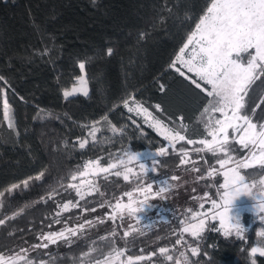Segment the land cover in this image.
<instances>
[{
	"label": "trees",
	"instance_id": "16d2710c",
	"mask_svg": "<svg viewBox=\"0 0 264 264\" xmlns=\"http://www.w3.org/2000/svg\"><path fill=\"white\" fill-rule=\"evenodd\" d=\"M211 2L0 0V75L7 81H0V87L7 90L15 123V129L6 124L0 126V193L4 194L0 196V219L5 220L0 225V255L9 253L27 237L53 227L57 220L82 218L105 198L119 196L124 188L143 180L152 181L155 176L150 173L145 178L138 174L137 179L124 181L121 175L116 176L120 170L116 167V172L95 175L99 192L63 211V204L75 199L74 189L69 187L75 181L72 176L82 173L87 160L99 159L107 165L117 161L125 149L167 147L168 155L160 158L157 165L156 172L160 173L181 163L182 150L203 147L196 139L204 131V109L212 97L172 65L184 45L185 31L195 28ZM113 46L117 50L109 55L107 50ZM244 58H248L246 54ZM80 62L85 63L89 94L65 98L64 90L81 74ZM249 94L264 96V76L251 85ZM130 98L186 132L193 144H188V139L178 141L173 152L162 137L141 121L132 129L131 116L124 108ZM99 122L107 125V133L116 129L112 142L88 143L81 149L79 144L88 127ZM253 122L259 125L264 121L253 117ZM191 153L210 164L225 155L208 150ZM243 173L248 180H258L264 167L244 169ZM13 185L18 187L12 189ZM182 215L142 231H128L127 238H122L127 230L118 223L115 233L88 234L71 247L38 251L30 259L33 264L39 260L46 264H85L120 248L127 257H145L136 264H176L181 253L188 258H183V264H251L252 259L264 264V257L259 254L250 256L258 227L251 214L244 220L247 231L243 240L236 239L235 233L223 237V232L215 231V222L207 225L206 235L192 238L182 232L181 221L189 218ZM100 237L111 239L102 241ZM177 240H181L179 245ZM192 247L198 249L196 256L191 254ZM160 248H168L171 261L166 253H159Z\"/></svg>",
	"mask_w": 264,
	"mask_h": 264
},
{
	"label": "snow or ice",
	"instance_id": "6c2138e0",
	"mask_svg": "<svg viewBox=\"0 0 264 264\" xmlns=\"http://www.w3.org/2000/svg\"><path fill=\"white\" fill-rule=\"evenodd\" d=\"M95 3V0H93ZM196 31L192 33L188 38V43L185 44L181 49L180 53L183 54L185 49L188 48L189 44L195 40V45L198 46L193 48V57L188 60L183 59V55L178 56L177 59L184 64L189 73H195L201 81H205L207 85L211 86V91L207 92L209 97L213 99L209 101V107L205 109V112L209 114V118L205 124V127L209 129V135L211 140H202L205 148L213 153L229 154L237 151L248 150L249 155L246 159L233 160L232 155H228L227 159H220L218 164L224 171L221 173L223 177V184L216 188L217 194L220 196L221 203H217L216 199H211V208L220 209V211L211 216L212 220H219V228H216L217 233L223 232V237L228 238L235 233V238L239 240L244 239V234L247 229L241 222V218L238 214L231 212L233 201L235 198L241 196V194H247L253 198L255 204L253 211L255 215L259 216L261 221H264V194L253 195L249 190V186L245 181V176L241 174L242 169L255 168L257 165L264 167V122L257 123L253 122V117L258 121H264V96L253 97L249 94V88L261 76H264V0H212L210 6L204 15L199 19V22L195 26ZM108 54L111 55L113 50L109 48ZM247 55L246 62H242L243 57ZM175 64V62H174ZM79 68L81 71L85 68V63L80 62ZM180 72V69H176ZM180 75H184L180 72ZM191 79V77H189ZM0 81L7 83L5 77L0 75ZM192 83L196 84L193 80ZM87 81L84 76L79 77V87H74L71 92L64 91L63 95L65 98L71 97L74 93H79L84 96H88L89 92L86 87ZM161 91H164V86L161 85ZM197 88H200V84H196ZM3 89H0L2 92ZM247 97V100L245 99ZM23 100V97H21ZM259 100V103L257 102ZM254 105V107H253ZM127 107V102H125ZM156 105V108H159ZM4 119L7 120L8 127L15 129L14 118L12 115V109L5 98L3 101ZM259 109V112H257ZM136 111L137 115L140 114L139 108L133 109L128 108V112L131 113ZM144 113L148 117H151V113L147 109H143ZM250 112L249 114H242ZM211 113H220L221 119L213 120ZM159 121L150 124V127H156ZM159 131L160 129L157 128ZM231 130V136L229 134ZM116 131V129H113ZM18 135V134H17ZM94 136V133H92ZM161 135L169 141V147L175 152V144L177 141H185V136L180 135L179 132L173 134L172 130L165 129L161 132ZM188 144H193L192 140L187 141ZM232 145H238L239 147H232ZM81 149L85 148V142L79 144ZM258 150V151H257ZM169 149L167 147H161L155 153H152L151 164L147 165L141 161L143 156L140 152H133L129 149L127 153V160L120 159L119 164L124 167L125 172L123 175L124 181L129 180V174L133 172L128 164L132 161L139 162L140 168L143 170V175L147 178L150 173L157 171V165L159 159L168 155ZM195 152L201 151V149H193ZM184 157H188L189 153L186 150H182ZM187 160L182 159L181 164L187 163ZM228 164H234L233 167H226ZM111 168L117 167L116 164L109 165ZM87 168V165H86ZM99 172H108V168H98ZM198 171V169H197ZM81 173L80 175H85ZM120 172H116V176H120ZM216 175L215 169L207 172V177L212 178ZM76 176H72V180H75ZM171 180H176L177 177L173 176ZM83 183V182H82ZM143 183V181H141ZM264 184V180L261 181ZM27 182H25V186ZM156 185L158 191L155 192V196H161L169 188V178L165 177L162 179L152 178L151 183H147L145 187L139 189L140 192H151L153 186ZM242 185L243 187H239ZM214 186V185H210ZM18 185H13L12 189L17 188ZM70 188L76 190L77 194H80L81 188L76 184H70ZM224 190L221 193V190ZM193 191H195L193 189ZM11 192V189L9 190ZM0 193V196H3ZM131 200L132 193L126 194ZM208 193L205 192L204 196L208 197ZM83 199V195L80 197ZM193 199H199V197H193ZM73 205V207H77ZM152 205L146 201L143 203V209L150 208ZM117 210L123 211L127 208L129 215L135 213L139 216L141 222H143V209L137 210L132 207V204L122 205L117 203L115 205ZM64 208H68V204L64 205ZM200 209L204 208V204L199 205ZM94 212L95 209H92ZM191 213V219L197 220L198 217L207 216L209 213L195 212L191 209L188 210ZM211 212V209L209 210ZM115 219V217H111ZM123 219V217H122ZM56 223H60L59 220ZM66 223V222H65ZM86 224L91 225V221H85ZM184 223V221H181ZM206 219L200 218L198 222L188 224L183 227V233H190L192 238H198L202 234L206 235ZM5 220L0 219V225H4ZM148 226V225H146ZM84 225H78L77 228H67L60 232H51L42 237V240H47V243L36 244L32 246V251L36 249H48L50 245H56L58 241H65L68 247H71L73 241L70 237H76L77 241L81 238L77 236V231L83 229ZM67 233V235H66ZM258 235L264 237V230H261ZM129 232L125 231L122 238H127ZM111 239V237H100V240ZM95 243V242H94ZM114 243V241H113ZM181 240H177L176 244H180ZM115 250V249H114ZM24 251V249H21ZM92 251H96L93 249ZM168 249L160 248L159 253H166ZM259 253L260 256L264 257V246L252 247L250 250V256H255ZM191 254L196 256L198 249L196 247L191 248ZM86 256L90 253H86ZM124 255L123 250L116 251L115 258H119ZM184 256L183 253H181ZM24 259V257H20ZM187 261V256H184ZM145 260L144 256H137L135 261L133 257L127 258V264H136V262ZM167 260L171 261L172 256H168ZM0 264H16L14 258L5 259L0 256ZM26 264H33V261L27 260ZM38 264H46L44 260H39ZM96 264H101L97 261ZM105 264H110L106 258ZM180 264V261H177ZM251 264H256L255 259H252Z\"/></svg>",
	"mask_w": 264,
	"mask_h": 264
},
{
	"label": "rangeland",
	"instance_id": "374dc122",
	"mask_svg": "<svg viewBox=\"0 0 264 264\" xmlns=\"http://www.w3.org/2000/svg\"><path fill=\"white\" fill-rule=\"evenodd\" d=\"M196 31V28L191 29V30H186L184 33V45L188 43V38L189 36L192 35L193 32ZM183 45V46H184ZM182 46V47H183ZM196 47L198 50V46L195 45V40L191 44H189L188 48L185 49V52L183 54L178 53V56L183 55L184 60L191 59L194 55L193 53V48ZM113 51L117 50V46H113L111 48ZM177 57L175 58L172 68L176 70L177 68L180 69V72H183L185 76L191 77L192 80L196 81V84H200V87L205 89V91H211V86L207 85L205 81H201L199 77L196 76V74L189 73L187 71V68L182 64ZM245 59V60H244ZM247 58L242 59V62H246ZM81 70V69H80ZM177 71V70H176ZM80 76H84L85 80L87 81L86 87L89 92V83L86 75L85 68L83 71H81ZM79 76V77H80ZM79 77L76 79V82L65 89L64 91H69L71 92L74 87H79ZM0 89H3L2 92H0V126L3 124L8 125V121L4 119V109H3V101L6 98L8 101V96H7V90L5 87H0ZM77 94V93H74ZM73 94V95H74ZM213 99V98H212ZM127 102V107H125L124 103V108L128 112V108H133L137 109L139 108L140 114L137 115L136 111H133L131 113L128 112V114L131 116V121L133 122V127L132 129H136L138 126V121H141L142 124L150 127V124H153L157 121H159V124L156 125V127H150L153 129L160 137H162L167 145H169V141L165 139L163 135H161L162 131H165V129L172 130L173 134L176 132H179L180 135H184L185 139L192 140V138L189 137V135L186 132L180 131L179 129H176L169 123L163 121L161 118H159L156 114H154L150 109H148L146 106H144L139 100L135 98H130ZM9 103V101H8ZM10 105V103H9ZM11 107V105H10ZM209 105L206 107L208 108ZM205 108V109H206ZM143 109H147L149 113H151V117H148L146 113H144ZM204 109V110H205ZM13 115V114H12ZM27 115V113H25ZM207 119L206 122L209 118V114L206 113ZM211 117L213 120L215 119H221L220 113H211ZM203 126L202 132H199L197 135V142H200L202 140H211V136L209 135V129L205 127V124ZM182 125V124H181ZM106 124L102 123H94L91 126L88 127L86 137L82 140V142H85V146L88 143H97L100 145H106L110 144L112 142V138L115 136L116 131H113L111 129L110 133H107L106 130ZM109 126V125H108ZM157 128L160 130L158 131ZM110 129V127H109ZM119 132V131H118ZM94 133V136L92 135ZM229 134L231 136V130H229ZM178 142V141H177ZM176 142V143H177ZM194 142V141H193ZM197 147H193L191 150H186L189 153L188 157L182 156L184 160H187V163L184 164H179L178 166L172 168L168 172H160V173H153L157 179H162V178H169V188L165 193H162L161 196H155V192L158 191V188L156 185L153 186V189L151 192H140L139 189L141 187H145L147 183H151L152 181H144L143 183H138L137 185H133L131 187L124 188L122 190V193L119 196H114L111 199L105 198L104 195L103 197L105 198L103 200V203L95 208V211L93 212L92 210L85 213L82 218H79L77 220L73 219H68L67 221H61L60 223L55 224L53 227L44 230L41 233H37L34 235H31L30 237H27L24 241L20 242L19 244H16L15 246L12 247L9 253L7 254H2L0 256H3L5 259H10L14 258L16 262H21L23 264L26 263L27 260H31L30 256L33 255L34 253L38 251H51L53 249H59L63 248L67 245V243L63 240L58 241L56 245H50L48 249H36L35 251H32V246L36 244H41V243H47V240H42L41 238L44 237L46 234L51 233V232H60L61 230L67 229V228H77L78 225H84L83 229H79L77 231V236H85L88 234H93L95 232H110V234L116 232V226L118 223H122V225L126 228L127 231H142L148 228H151L153 226H156L160 223L168 221L170 218L178 216L183 214V217L189 216V218L184 222L183 227L187 226L188 224L191 223H196L198 222V219L203 218L208 221L207 225L210 222H215L216 227L219 228V220H212L211 216L223 211V208L220 209H212L211 208V199H216L217 203H221L222 201L220 200L219 194L216 192V188H218L221 184H223V177H222V172L224 169H221L218 161L220 159H227V156L230 154L233 157V160H240V159H246L247 156L250 154L248 150H245L243 155H238L237 153H229L225 154L224 157H220L218 160L213 162V164L208 163L205 159L202 157H197L194 158V155L191 152L193 149H196ZM201 151H206L207 149L203 145ZM159 150L153 149L150 147H145L144 149L140 151H133V152H140L143 154L141 157V161L144 162L147 165L151 164V156L152 153H155ZM258 151V150H257ZM129 152V149H125L120 153V156L118 157L117 161H112L111 163L105 165L99 162V159H91L87 160L84 165V170L82 173H86L85 175H80L78 174L76 176L75 181L73 184H76L80 186L81 192L80 194H77L76 190L74 189V196L75 199H71L65 204H68V209L73 208V205H76L77 202L81 199V195L83 197L93 194L95 192H99V185L95 184L94 177L95 175L98 174H110L113 172H116V167L111 168L109 165L116 164L117 167H120L119 172L121 173V176L123 177L125 169L123 166L119 164L120 159H125L127 160V153ZM200 152V151H199ZM197 153V152H195ZM87 165V168H86ZM234 164H228L226 167H233ZM259 166V165H257ZM128 167H131L133 169V172L129 174V180L131 178H136L140 174L143 175V170L139 166V162L137 161H132L128 164ZM98 168H108V172H99ZM198 169V171H197ZM215 169L216 175L212 178L207 177V172L209 170ZM243 170H241V174L244 175ZM139 174V175H138ZM177 177L176 180H171V177ZM245 176V175H244ZM264 180V174L258 179V180H248L245 177V181L249 186V190L252 192L253 195L256 194H264V184H261V181ZM83 182V183H82ZM210 185H214L211 186ZM239 187H243L242 185H238ZM193 189L195 191H193ZM224 190H221V193ZM131 192L132 197L131 200L129 197L126 195L127 193ZM207 192L209 195L208 197L204 196V193ZM193 197H199V199H193ZM147 202L151 204L152 206L147 209H143V203ZM119 203L122 205H127L129 203L132 204V207L141 210L143 209V222H141L140 218L138 215L135 213L129 215L128 209L125 208L123 211L117 210L115 205ZM204 204V208L200 209L199 205ZM62 206L63 211L65 210L64 205ZM255 204V201L253 198L247 194H241V196L237 197L233 201V206L231 208V212L234 214H238L241 218V222L245 227L244 220L247 214H251L253 219L258 222V227H257V239L256 243L253 247L257 246H264V237H260L258 233L261 230H264V221H261L259 219L258 215H255L253 211V206ZM191 209L192 211L195 212H205L209 213V215L201 216L198 217L197 220H192L191 219V213L188 211ZM211 209V212L209 210ZM115 217V219H111V217ZM123 217V219H122ZM85 221H91L92 224H86ZM66 222V223H65ZM148 225V226H146ZM222 232V231H221ZM234 233V232H233ZM190 235V233H188ZM67 235V233H66ZM70 239L74 242L76 241V237H70ZM21 249H24V251H21ZM168 249V248H166ZM122 250L120 248H117L115 251L109 253L106 255L103 259L99 260L101 264H105L106 258L110 262V264H127V256L122 255L119 258H115L116 256V251ZM191 251V248H190ZM124 252V251H123ZM167 256H172L171 253L166 252ZM259 254V253H257ZM20 257H24V259H20ZM184 257H180L179 261L180 264H183L184 262ZM135 258H133V261ZM97 262V261H96ZM96 262L92 263H85V264H96ZM177 264V263H176Z\"/></svg>",
	"mask_w": 264,
	"mask_h": 264
}]
</instances>
